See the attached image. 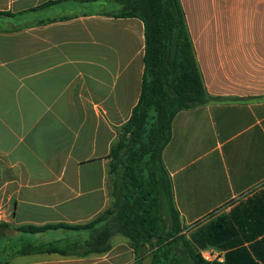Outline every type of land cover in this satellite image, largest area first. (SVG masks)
I'll list each match as a JSON object with an SVG mask.
<instances>
[{"label": "crops", "instance_id": "obj_1", "mask_svg": "<svg viewBox=\"0 0 264 264\" xmlns=\"http://www.w3.org/2000/svg\"><path fill=\"white\" fill-rule=\"evenodd\" d=\"M51 1L0 0V264H150L156 248L121 236L84 254L85 231L18 230L108 207L106 157L140 95L142 22L111 0L30 11ZM179 2L204 90L243 99L172 120L162 161L181 234L207 263L264 264V0Z\"/></svg>", "mask_w": 264, "mask_h": 264}, {"label": "trees", "instance_id": "obj_2", "mask_svg": "<svg viewBox=\"0 0 264 264\" xmlns=\"http://www.w3.org/2000/svg\"><path fill=\"white\" fill-rule=\"evenodd\" d=\"M66 1L74 0L51 1L30 11ZM111 1L121 6L118 16L142 22L144 67L138 102L117 130L106 157L108 207L83 224L25 225L18 230L31 234L58 229L85 231L88 239L81 246L84 254L104 253L111 248V239L121 236L134 251L144 245L156 248L150 264H180L177 247L183 250L184 264H210L192 252L181 234L162 154L178 112L212 102L243 99L214 97L204 90L179 0ZM162 211L167 213L169 225L165 224ZM46 248L54 250L55 245Z\"/></svg>", "mask_w": 264, "mask_h": 264}, {"label": "rangeland", "instance_id": "obj_3", "mask_svg": "<svg viewBox=\"0 0 264 264\" xmlns=\"http://www.w3.org/2000/svg\"><path fill=\"white\" fill-rule=\"evenodd\" d=\"M162 217L164 218V222L166 225H169V218H168V215L165 211H162ZM179 250H180V247H177V249L175 250L176 252H178L177 254L179 255Z\"/></svg>", "mask_w": 264, "mask_h": 264}]
</instances>
